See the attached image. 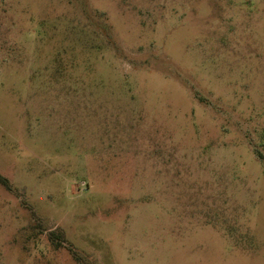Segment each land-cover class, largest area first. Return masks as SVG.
<instances>
[{"label": "rangeland", "instance_id": "1", "mask_svg": "<svg viewBox=\"0 0 264 264\" xmlns=\"http://www.w3.org/2000/svg\"><path fill=\"white\" fill-rule=\"evenodd\" d=\"M0 174V264H264V0H0Z\"/></svg>", "mask_w": 264, "mask_h": 264}, {"label": "trees", "instance_id": "2", "mask_svg": "<svg viewBox=\"0 0 264 264\" xmlns=\"http://www.w3.org/2000/svg\"><path fill=\"white\" fill-rule=\"evenodd\" d=\"M0 184L4 185L8 189L12 188L10 180L1 174H0ZM50 235H51V239L56 243V245H58V246L62 245V240L64 238L62 233H57L55 231H51Z\"/></svg>", "mask_w": 264, "mask_h": 264}]
</instances>
